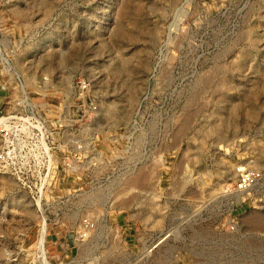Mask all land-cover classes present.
<instances>
[{"label": "rangeland", "instance_id": "obj_1", "mask_svg": "<svg viewBox=\"0 0 264 264\" xmlns=\"http://www.w3.org/2000/svg\"><path fill=\"white\" fill-rule=\"evenodd\" d=\"M0 57L81 144L39 205L0 171V264H264V0H0Z\"/></svg>", "mask_w": 264, "mask_h": 264}, {"label": "built area", "instance_id": "obj_2", "mask_svg": "<svg viewBox=\"0 0 264 264\" xmlns=\"http://www.w3.org/2000/svg\"><path fill=\"white\" fill-rule=\"evenodd\" d=\"M0 63L9 76V63L4 62L2 57ZM6 65L9 68H6ZM4 89L9 100H12L14 109L0 116V171L12 175L19 185L29 192L34 203L39 205L45 193L51 189L57 174L58 155L55 149L68 160L66 171L76 175L80 172V167L74 157L81 144L73 130L66 135L69 142L54 145L55 131L52 126L56 127V124L54 122L47 124L32 110L26 87L19 75L16 83L14 80L9 81L4 85ZM77 90H81V85L77 86ZM68 120L60 122L59 127H66ZM73 122L72 125H75L76 119ZM73 152L74 161L71 164L72 161L69 159ZM262 177L260 169L240 166L233 189L238 192L246 191L256 185Z\"/></svg>", "mask_w": 264, "mask_h": 264}, {"label": "crops", "instance_id": "obj_3", "mask_svg": "<svg viewBox=\"0 0 264 264\" xmlns=\"http://www.w3.org/2000/svg\"><path fill=\"white\" fill-rule=\"evenodd\" d=\"M4 91H5L4 87H1V88H0V112H1V110H2L1 107H2V104H3V102H4L3 99H2L3 96H5V95H4V93H5Z\"/></svg>", "mask_w": 264, "mask_h": 264}, {"label": "bare ground", "instance_id": "obj_4", "mask_svg": "<svg viewBox=\"0 0 264 264\" xmlns=\"http://www.w3.org/2000/svg\"><path fill=\"white\" fill-rule=\"evenodd\" d=\"M3 61H6V59L4 57H2ZM7 62V61H6ZM9 65V64H8Z\"/></svg>", "mask_w": 264, "mask_h": 264}]
</instances>
